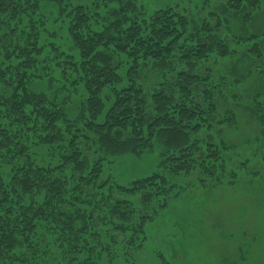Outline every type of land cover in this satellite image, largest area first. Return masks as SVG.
Masks as SVG:
<instances>
[{
    "label": "trees",
    "instance_id": "1",
    "mask_svg": "<svg viewBox=\"0 0 264 264\" xmlns=\"http://www.w3.org/2000/svg\"><path fill=\"white\" fill-rule=\"evenodd\" d=\"M43 1L0 0V264H133L147 223L183 191L170 176L236 179L229 147L211 139L225 81L204 65L247 43L261 58L259 37L228 44L214 13L194 31L176 9L146 13L136 0H49L59 23L49 32ZM223 1V13L260 6ZM59 98L79 102L73 117ZM225 115L215 125L232 123ZM149 150L164 173L123 186L101 177L112 156Z\"/></svg>",
    "mask_w": 264,
    "mask_h": 264
},
{
    "label": "rangeland",
    "instance_id": "2",
    "mask_svg": "<svg viewBox=\"0 0 264 264\" xmlns=\"http://www.w3.org/2000/svg\"><path fill=\"white\" fill-rule=\"evenodd\" d=\"M65 1L93 5V0ZM223 2L136 0L146 13L161 8L176 9L190 19L194 31L208 14L214 13L223 22L216 37L226 36L231 44L232 36L256 35L262 56L256 58L250 54L247 43L242 49L236 48L237 54L231 60L219 64L212 59L204 65L215 74V80L222 77L225 81L216 98L217 113L212 121L211 139L216 138L229 147L224 159L237 177L228 184L222 175L205 177L197 170L179 178L170 176L183 191L176 198L170 197L147 223V240L140 249L129 253L133 264H264V130L257 120V115L264 117V109L255 105L256 98H264V0H260L257 10L238 13H223ZM57 9L56 2H41L40 11L49 32L59 27V23H54ZM209 21L214 27L215 19ZM60 33L59 28L56 34ZM180 68L187 70L184 66ZM156 77L150 72L143 79H147L144 87L153 88L158 84ZM45 89L42 84L31 85L33 92ZM62 101L73 117L79 102L76 99ZM225 114H230L232 123L215 125L217 121L228 119ZM159 160L156 150L146 151L141 156H112L101 177L120 186L127 185L136 178L164 173L158 166ZM121 241L118 237V242Z\"/></svg>",
    "mask_w": 264,
    "mask_h": 264
}]
</instances>
